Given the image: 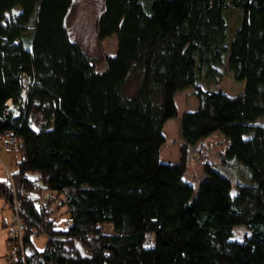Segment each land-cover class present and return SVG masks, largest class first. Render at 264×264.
Returning <instances> with one entry per match:
<instances>
[{"label":"trees","instance_id":"trees-1","mask_svg":"<svg viewBox=\"0 0 264 264\" xmlns=\"http://www.w3.org/2000/svg\"><path fill=\"white\" fill-rule=\"evenodd\" d=\"M76 1L0 0V141L11 133L19 157L0 200L23 225L13 264H264V0H101L97 38L117 39L102 72L70 38ZM226 73L242 93L205 88ZM191 87L179 161L165 163L164 125ZM215 133L222 164H205L194 196L189 150Z\"/></svg>","mask_w":264,"mask_h":264},{"label":"rangeland","instance_id":"rangeland-1","mask_svg":"<svg viewBox=\"0 0 264 264\" xmlns=\"http://www.w3.org/2000/svg\"><path fill=\"white\" fill-rule=\"evenodd\" d=\"M101 7V0H77L66 20V27L68 29L70 38L79 44L93 60L95 68L98 72L105 70V57L113 56L117 47V39L115 35L102 41H99L97 38L96 19L99 12L101 11ZM231 21L234 23L236 22L235 15L231 16ZM206 85L207 84H204L203 87ZM132 86H134L132 83L128 84V87ZM205 88H209L214 91L221 90L226 95L234 96L243 92L244 83L234 81L232 76L226 73L220 83H211ZM175 104L177 107V116L166 122L163 128V134L166 141L160 149V160L165 163H178L179 161V149L183 144V141L180 137V118L185 111H193L197 108V99L194 96V89L191 87L177 93L175 96ZM257 124L264 126V118L258 119ZM222 140H224V137L219 133H215V135L204 139L203 142L195 149V152H193V150H189L186 171L183 178L186 182L193 186L194 196L197 194L199 184L205 178V164L211 163L212 165H215V167H221L222 162L219 152L222 151ZM210 144H213V147H211ZM0 146L2 147V151L7 156L4 159L0 154V179L3 180L8 179L5 168L3 167V162L5 161V165L10 169H15V165L19 157L16 153L15 146H10L7 148L6 144L1 141ZM239 175L241 176V173ZM231 181V195L234 196L237 194V187L235 183L236 177L231 178ZM36 190L38 189L36 188ZM33 194L37 196L36 192ZM47 195L48 194L46 193L43 194V198H45ZM0 203H2L1 200ZM57 206L59 205H54L53 202V208ZM63 212L64 210L62 209L56 215L58 216L59 223L63 222ZM13 214L14 213L12 212V216ZM7 229L8 226L6 230ZM247 233L248 231L246 227L237 226L233 229V239L241 241ZM45 240V236L34 238L33 243L35 248L41 251L45 245ZM6 246L8 249V240H6Z\"/></svg>","mask_w":264,"mask_h":264},{"label":"built area","instance_id":"built-area-1","mask_svg":"<svg viewBox=\"0 0 264 264\" xmlns=\"http://www.w3.org/2000/svg\"><path fill=\"white\" fill-rule=\"evenodd\" d=\"M2 141L7 145H12L16 143L15 138L11 133L6 134L2 137ZM28 199H31V196L27 197ZM18 205L15 204V207L13 209V216L11 220L10 226H8L7 229V240H8V249L6 254V259L10 263H16L19 259L18 255V249L21 251V258L24 260V250L22 246V235H23V225L22 222L18 216ZM14 240L18 241V245L16 243H13Z\"/></svg>","mask_w":264,"mask_h":264},{"label":"crops","instance_id":"crops-1","mask_svg":"<svg viewBox=\"0 0 264 264\" xmlns=\"http://www.w3.org/2000/svg\"><path fill=\"white\" fill-rule=\"evenodd\" d=\"M0 154L3 156L4 159L7 157L6 154L2 151L1 146H0ZM3 164H4L3 167L5 168L6 174L8 176V179H10L11 174L16 172V165H15V169H10L9 167L5 165V161L3 162ZM11 220H12V210L2 201V203H0V264H5V263L13 264V263L6 261V254H7V246H6L7 230L6 228L7 226L10 225Z\"/></svg>","mask_w":264,"mask_h":264}]
</instances>
